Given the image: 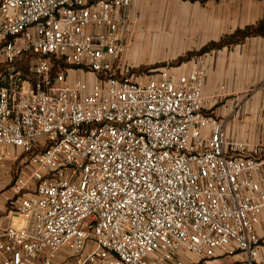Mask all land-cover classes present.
I'll use <instances>...</instances> for the list:
<instances>
[{
  "label": "built area",
  "instance_id": "obj_1",
  "mask_svg": "<svg viewBox=\"0 0 264 264\" xmlns=\"http://www.w3.org/2000/svg\"><path fill=\"white\" fill-rule=\"evenodd\" d=\"M131 2L0 0V264H261L262 150L204 112L202 61L123 62Z\"/></svg>",
  "mask_w": 264,
  "mask_h": 264
},
{
  "label": "crops",
  "instance_id": "obj_2",
  "mask_svg": "<svg viewBox=\"0 0 264 264\" xmlns=\"http://www.w3.org/2000/svg\"><path fill=\"white\" fill-rule=\"evenodd\" d=\"M181 7L185 11L191 10L193 17L189 22L187 17L183 19L186 31L181 36L187 38L175 43L185 52L199 50L210 41H218L238 28L264 19V0H195ZM127 51L128 48L123 57ZM197 61H202L206 70L204 112L223 122L230 140L259 145L264 158V37H248L241 43L214 49L172 69L186 73ZM262 188L264 190V181ZM5 213L6 207L1 202L0 233L8 223H21V219L8 220ZM257 232L263 241L258 262L264 264V211ZM239 259V255H223L206 261L187 257L185 262L238 264ZM37 264L43 263L38 260ZM52 264L75 263L63 250Z\"/></svg>",
  "mask_w": 264,
  "mask_h": 264
},
{
  "label": "rangeland",
  "instance_id": "obj_3",
  "mask_svg": "<svg viewBox=\"0 0 264 264\" xmlns=\"http://www.w3.org/2000/svg\"><path fill=\"white\" fill-rule=\"evenodd\" d=\"M191 0H132L126 22L127 55L123 62L149 73L163 67H176L172 62L184 54L183 47H176V40L186 39L185 17L191 20V10L181 7ZM130 62V63H129ZM165 63V65H162ZM159 65L152 67L154 65ZM161 64V65H160ZM150 67V68H148ZM17 162L0 170V203L5 186L16 174Z\"/></svg>",
  "mask_w": 264,
  "mask_h": 264
},
{
  "label": "trees",
  "instance_id": "obj_4",
  "mask_svg": "<svg viewBox=\"0 0 264 264\" xmlns=\"http://www.w3.org/2000/svg\"><path fill=\"white\" fill-rule=\"evenodd\" d=\"M195 1V0H191ZM204 2V0H201ZM261 36L264 37V19L259 20L256 23L246 25L244 28H238L233 33L222 36L218 41H210L199 50L187 51L183 55H180L176 60L172 62V65L179 66L185 62L191 61L203 54L210 52L214 49H221L225 46L241 43L248 37ZM161 65V64H160ZM165 65V63H162ZM159 65H154L156 67ZM60 67L64 69L66 65L61 61ZM150 68V67H148ZM140 72V70H138Z\"/></svg>",
  "mask_w": 264,
  "mask_h": 264
}]
</instances>
